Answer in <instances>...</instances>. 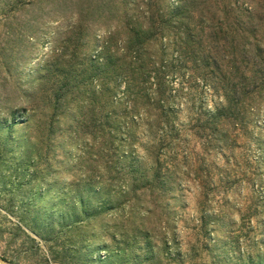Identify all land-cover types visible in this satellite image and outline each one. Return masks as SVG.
I'll use <instances>...</instances> for the list:
<instances>
[{
	"label": "rangeland",
	"instance_id": "374dc122",
	"mask_svg": "<svg viewBox=\"0 0 264 264\" xmlns=\"http://www.w3.org/2000/svg\"><path fill=\"white\" fill-rule=\"evenodd\" d=\"M103 1L0 8V264H264V0H163L203 66L160 26L131 100L119 73L135 52ZM81 7L100 14L80 44ZM229 105L242 125L219 117Z\"/></svg>",
	"mask_w": 264,
	"mask_h": 264
},
{
	"label": "trees",
	"instance_id": "16d2710c",
	"mask_svg": "<svg viewBox=\"0 0 264 264\" xmlns=\"http://www.w3.org/2000/svg\"><path fill=\"white\" fill-rule=\"evenodd\" d=\"M10 1L13 0H0V8L8 7ZM162 1L163 0H104L102 2L104 7L109 9V15L111 19L116 21V29L125 31L126 33V35L123 36L125 39L123 40L124 46L122 50L124 51L125 47L127 53L131 51L135 52V56L129 57V60H126V57H124L120 66L121 71L119 76L123 81L122 83L125 84L123 94L127 100H131L128 99L129 96L132 94L136 95V93L146 96L145 90L149 86V80L151 79L149 72L151 65L147 64L148 62L146 60L141 59L140 56H138V53H140L145 47L153 44L155 41L157 42L159 35L157 34V31L159 30L160 26L165 28V33H168L167 35H170L171 38L177 36L176 40L178 44L176 45L179 46L181 51H184L188 48L191 49L189 53L194 57L193 63L195 65L201 64L200 68L203 66V62L201 60L200 44L193 42V36L191 35V31H189L188 25L183 23L182 17L178 18L179 13L183 11V8H171L169 5L166 6V3H164V6ZM24 4L28 5L26 2ZM143 8L145 9L143 10ZM164 8H166L167 11H165ZM97 14H100V12L95 10V7H91L87 11L81 7L77 12L75 16L76 21L73 26H75L74 28L79 32L77 34L76 40H79L80 44L81 41L84 42L85 40L86 32L83 30L86 28V24L88 23L90 17H93ZM166 14L167 17L165 19ZM80 46L84 47V45ZM102 50L104 57V55H106L104 53L106 50L105 47H103ZM87 60L91 64H94L93 66L96 67L97 70H100L101 65L95 61L96 59H92V57L89 56L87 57ZM108 62L109 61L107 60V65ZM117 87L118 85H115V88ZM163 92L164 93H162V95L165 94V91ZM111 94H113V92H111ZM234 107L233 109L230 107V105L225 107L219 117H225L236 125H242L243 114ZM50 108L55 109L54 103ZM106 119L108 122L110 120V115L106 114ZM110 125L111 124L109 122L107 124L106 131V125H103V128L105 127L104 134L105 136L113 137L114 132L113 130H110ZM47 133L48 138L50 139L48 140L49 142L51 141V136L54 133L53 124L49 125ZM135 170V166L128 167V174L135 173ZM162 178L163 175L161 174V171L156 168V171L153 174V182L156 180L157 182L163 184ZM94 194H98V192ZM78 204L81 209V214H83L86 219L96 218L101 214V211L97 210L98 208L96 207L93 208L90 200L85 198L83 195L78 197ZM105 207H107L106 201H104L102 204V208ZM76 209L77 207L75 210ZM61 218H63L62 220L69 223L70 225H74L79 219L78 216H72L70 214H62ZM41 222L45 221L41 220Z\"/></svg>",
	"mask_w": 264,
	"mask_h": 264
}]
</instances>
